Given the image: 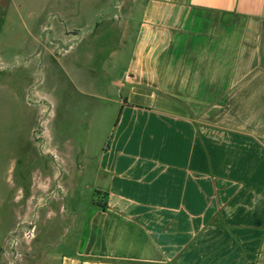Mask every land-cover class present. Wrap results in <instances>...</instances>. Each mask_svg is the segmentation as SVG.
<instances>
[{
    "label": "crops",
    "instance_id": "1",
    "mask_svg": "<svg viewBox=\"0 0 264 264\" xmlns=\"http://www.w3.org/2000/svg\"><path fill=\"white\" fill-rule=\"evenodd\" d=\"M136 22L99 154L53 162L34 140L42 108L29 124L20 158L41 171L0 179V247L19 232L20 264H264V0H145ZM114 64L100 60L106 76ZM37 84H23L29 108Z\"/></svg>",
    "mask_w": 264,
    "mask_h": 264
},
{
    "label": "rangeland",
    "instance_id": "2",
    "mask_svg": "<svg viewBox=\"0 0 264 264\" xmlns=\"http://www.w3.org/2000/svg\"><path fill=\"white\" fill-rule=\"evenodd\" d=\"M8 3L5 0L0 8V15L6 16L0 33L3 54L0 63L3 61L5 65L0 79L11 83L0 87V179L10 176L20 182L26 175L37 177L41 171L38 161L30 167L28 163L23 165L20 158L21 149L33 142L29 124L37 120L40 108L34 140L44 151L53 149L52 153L47 151L49 159L60 163L62 158L72 155L86 162L90 155L99 154L119 111L116 99L120 95L114 82L127 67L130 36L119 54L115 55V50L123 32L131 28L129 33L135 32L145 0H10ZM30 51L40 54L39 73L27 74L24 63ZM105 58L108 64H117L108 76L100 66V60ZM35 82L38 84L34 91L43 94L37 109L23 105L20 100L25 97L23 84ZM23 108L32 112L26 109L24 113ZM41 121L44 126L40 125ZM5 146L8 148L2 155ZM29 154L24 153L25 159ZM86 177L78 176L79 189H85L89 180L94 181L93 175ZM2 190L0 183V193ZM35 239L36 233L26 236L22 245L31 246Z\"/></svg>",
    "mask_w": 264,
    "mask_h": 264
},
{
    "label": "built area",
    "instance_id": "3",
    "mask_svg": "<svg viewBox=\"0 0 264 264\" xmlns=\"http://www.w3.org/2000/svg\"><path fill=\"white\" fill-rule=\"evenodd\" d=\"M40 125L44 126L42 121L40 122ZM29 225H30V228L23 233V236L25 237L34 235L35 233L36 227H35L34 222L31 221ZM19 236H20L19 232L11 233L7 237L5 244L2 247H0V258L5 259L6 264H20V259L22 257V251L20 250V237Z\"/></svg>",
    "mask_w": 264,
    "mask_h": 264
},
{
    "label": "trees",
    "instance_id": "4",
    "mask_svg": "<svg viewBox=\"0 0 264 264\" xmlns=\"http://www.w3.org/2000/svg\"><path fill=\"white\" fill-rule=\"evenodd\" d=\"M96 194H99V191H98V190L96 191ZM105 197H106V194H105V193L102 194V198H105ZM100 202H101V201H98V200H97V203H98V204H102L103 207L106 206V203H100Z\"/></svg>",
    "mask_w": 264,
    "mask_h": 264
}]
</instances>
